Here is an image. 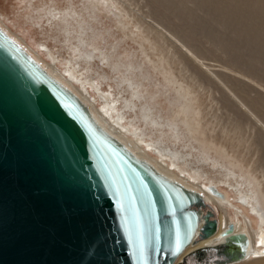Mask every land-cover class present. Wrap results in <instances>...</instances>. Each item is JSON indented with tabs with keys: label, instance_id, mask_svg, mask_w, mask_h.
<instances>
[{
	"label": "water",
	"instance_id": "water-1",
	"mask_svg": "<svg viewBox=\"0 0 264 264\" xmlns=\"http://www.w3.org/2000/svg\"><path fill=\"white\" fill-rule=\"evenodd\" d=\"M202 190L116 136L0 25V264H173L217 229ZM233 229L178 264L246 258L249 238Z\"/></svg>",
	"mask_w": 264,
	"mask_h": 264
},
{
	"label": "rangeland",
	"instance_id": "rangeland-1",
	"mask_svg": "<svg viewBox=\"0 0 264 264\" xmlns=\"http://www.w3.org/2000/svg\"><path fill=\"white\" fill-rule=\"evenodd\" d=\"M258 1L260 0H255L256 3L254 0H106L94 10L95 17L90 19L84 0H0V19L43 59L50 63L54 61L53 64L62 71L65 64L69 65L70 58L77 55L73 36L79 34V25L89 24L91 27L82 36L89 39L91 30L102 33L104 39L94 38L93 42L102 50L109 43L116 44L112 57L127 51L130 58L136 56L132 58L134 61L142 62L144 70L155 81L164 84V80L167 83L174 79L175 87L172 82L166 84L169 94L180 93L195 109L200 104L204 120L214 128L210 133L223 144L227 152H230L233 145V151L239 152L243 164L255 168L259 179L255 183L263 190L264 3ZM65 28L69 29V34ZM43 46L47 47L46 51L42 49ZM75 61L76 64L72 66L74 69H70L74 75L62 73L67 78L71 76L76 79L74 84L83 86L88 91V96L93 95L97 106L102 109L105 104L101 97H105L103 93L109 94L110 101L116 106V113L123 118L121 122L128 121L124 125L129 127L125 129L130 132L135 126L136 131L148 139V147L145 146V149L150 155L161 158L151 149L159 145L178 150L179 165L191 173L207 177V180H201L200 185L206 181L214 182L229 194V200L225 199L218 212L213 207L217 217L218 213L225 217L240 210V204L234 198L235 188L239 187L240 191L247 192L250 186L241 182L239 168L230 169L219 158L216 162H212L213 158L200 160L197 149L186 142L187 137H184L185 140L181 137L184 135L183 129L179 138H174L166 130L151 127L138 118L137 106L143 100L133 99L136 106H129L127 101L131 99L128 87L121 84L119 73L113 71L107 63L96 57ZM155 66L157 68L153 70ZM85 78L98 86L99 95L78 82ZM146 87L149 89L152 85L148 84ZM171 88L175 89L171 91ZM163 114L165 115L164 110ZM128 132L126 134L132 137ZM153 140H157L159 144ZM192 143L196 146L195 142ZM160 154L167 156L165 153ZM210 155L213 156L212 151ZM181 166L176 170L185 174ZM189 178L191 179L190 176ZM246 208L247 211L242 208L244 213L241 212L239 218L246 220L245 215L255 229L264 228V225H256L260 224L258 217L264 207H258L254 213L251 207Z\"/></svg>",
	"mask_w": 264,
	"mask_h": 264
},
{
	"label": "bare ground",
	"instance_id": "bare-ground-1",
	"mask_svg": "<svg viewBox=\"0 0 264 264\" xmlns=\"http://www.w3.org/2000/svg\"><path fill=\"white\" fill-rule=\"evenodd\" d=\"M84 1L86 3V5H84V6H85V9L88 13L87 15L90 16V19L95 17L94 16L95 13L93 14V12H95L94 10H96V8L101 6L102 3L106 2V0H84ZM254 2H255V0H254ZM258 2L264 3V0H260ZM64 20H66V19H64ZM93 21H94V19H93ZM84 23H86V22H84ZM97 23H99V21ZM0 25L4 26L12 36H14L21 43H23L28 48V50L34 55V57L43 63V65L47 68V70H49L53 75H55L57 78H59L65 84H67V86L72 88L81 97H83L87 102H89L90 105L92 106V108L94 109V112L97 115V117L102 122H104L106 124V126L109 128V130H111L116 136H118L121 140H123L126 144H128L131 148H133L137 153H139L140 155H142L145 158L152 161L165 174L172 176V177H175V178L185 182L186 184H188L194 188H198L200 190H202L201 185H200L201 180H203V179L207 180V177H203V176L201 177L200 174H198L196 172L191 173L188 169H186L185 167H183L177 163L179 161L178 159L180 158L178 150L169 149L167 146L159 145L157 147H152L151 149L154 150L158 154V156L161 158H155L152 155H150V153H148V151L145 149V146L148 147V139H145V137H143L141 135V133L137 132L135 129V126H133V128H132V125L129 124L130 127L132 128L130 130V132H128V130L125 129V128L129 127L128 125H124L128 121L126 123L121 122V121H123V118L119 114L116 113V111H115L116 106L112 104V101H110L109 96H108L109 94L103 93L105 96L103 99V103L105 104L104 109H102L101 107H98L97 106L98 103L96 104V100H95V98H93L94 97L93 95L90 94L88 96V91L83 86H80V85L76 86L74 84V81H76V79H73L71 76H68V78H67L62 73V72H67V74H70V75L73 74L74 75V73L72 71H70V69L73 68L72 67V66H74L73 64H76V61H75L76 59H79V60L81 59V60L85 61V60L93 59L96 57L101 62L107 63L108 66L113 71L118 72L119 73L118 77L121 80V84L124 86H127L128 90H129L128 92L130 93L129 97L131 100L127 101L129 106H131V107L136 106V103L134 102L135 99L136 100L137 99L143 100L139 104V106H137V107H139L138 108V118L143 120L149 126L157 128V129L166 130L168 132V134L174 138H179V135L182 134V132L184 131V135L182 134L181 137H183V139H184V137H187L186 142L187 141L190 142L189 144L192 145L195 149H197L196 150L197 156L200 160L206 161V160L213 158L214 161H212V162H216L219 158L222 160V162H223L222 164L228 166V168H230V169L232 168L233 170H235L234 168H237V169L239 168L238 170L241 171V172L239 171L240 172L239 178L242 180L241 182L245 183L248 187L250 186V188L247 190V192H245L246 190L240 191L241 189L239 187L235 188L236 193H235L234 198H235L236 202H238L240 204L239 205L241 207L240 210L236 211V213L232 212L233 213L232 215L225 216V217H223L222 214L219 215V213H218V223H217L216 231L213 234L206 236V237H203L201 239H198L195 242H193L192 244L188 245L186 247V249L176 258V260L174 261L173 264L180 263L186 255H188L189 253H191L193 251L203 249L204 247H207L209 245H215V244L223 241V238L219 237L218 235L231 222L234 225V229H233L234 233L244 231L247 234V236L249 238V242H250V250H249L248 256L246 258L241 259L239 261L230 262V263H223V264H264V257H263L264 253H262L263 245L261 243V240L264 239V228L258 227V229H255V227H253L252 224L249 223V221L245 215H244V217L246 220L239 218L240 213L243 211L242 208H244L246 210L247 209L246 207H251V211L254 213L258 207L261 209H262V206L264 207V197H263L264 196L263 195L264 194L263 193L264 187H263V190H262V187L260 190L259 185H256V183H255L257 180L259 181L258 177L255 174V168L252 169V168H249L248 164H243V161L241 160V155L239 154V152L233 151V148H232L233 145L231 146V150H230L231 153L227 152L226 149L222 146L223 144L214 138L213 134L210 133V132L214 131V128L210 127L209 122L204 120L205 116L203 115V111L201 110L199 103H198L199 104L198 109H195L191 105V103H189L190 101L187 102L185 97L183 95H181L180 93L169 94L168 87L166 84L171 83V82L174 83L173 82L174 79L173 80L171 79L172 81L171 82L169 81L167 83H166V80H164L165 81L164 84L161 83L160 81H155L154 78L151 77L150 73H148L146 70H144L143 65L141 64L142 62L140 63L138 61H134L132 58L135 55L133 56V54H132L133 57L130 58V54L127 51L123 54L119 53L118 56L115 55L116 57H112L115 53V50H116V44L109 43L107 41L109 43V45L107 44L108 47L105 46L106 49L102 50L98 46H96L95 43L93 42L94 38H96V39L100 38L101 40L104 39V37H103L104 35H102V33H98V31L94 32V30H91V33H89V39H88V37L86 39L85 37L82 36V34L86 33L89 30V28L91 27V26L89 27V24L79 25V27H80V30L78 29L79 34L77 36L72 35L73 38H75L76 46H75L74 51L77 53V55H75V56L73 55V58H70L69 61L67 59L69 65L66 66V64H65V68H63V71L60 68L56 67V65L53 64L54 61L52 63H50V62L46 61L45 59H43L38 54V52L36 50H34V48H32L17 33L12 31L4 23V21H2L1 19H0ZM65 31L67 34H69L68 28H65ZM74 31H75V29H74ZM151 38H152V36H151ZM106 40L107 39H105V41ZM114 40H116V39L114 38ZM32 42H34V41H32ZM116 43H118V42H116ZM42 49L46 51L47 47L43 46ZM39 52H40V50H39ZM48 54L50 55L49 51H48ZM143 57H144V55H143ZM77 65H78V63H77ZM156 68L157 67L155 66V68H153V70ZM74 72H75V70H74ZM163 72H165V71H163ZM163 76H165V75H163ZM171 78H173V77H171ZM78 82L82 83L84 85H87V87L90 89V91H94L95 94L97 93L99 95L100 91L97 88L98 86L96 87L94 84H92L93 81L91 82V80H89L88 78H85L83 80H79ZM175 83L173 84L174 87L176 85ZM148 84L152 85V87L149 89L146 87V85H148ZM176 87H178V85ZM172 89H175V88H171V91H172ZM144 92H146V93H144ZM124 99H125V97H124ZM162 99H164L163 102H165V104H163ZM196 101H197V99H196ZM161 104H163V105H161ZM158 105H161V106H159L161 108H159ZM163 110L165 112V115L163 114ZM120 112H121V110H120ZM246 113H248V112H246ZM182 129H183V131H182ZM161 131H159V133ZM127 132L130 133V135H133L134 137L133 136L129 137L126 134ZM206 132H207V134H206ZM144 136H146V135H144ZM163 140H165V139H163ZM153 141L157 142L159 144V142L157 140H153ZM170 142H172V141H170ZM192 142H195L196 146ZM211 151L213 152V156L210 155ZM160 153H165V154H167V156H163ZM179 166H181V169H183L185 171V174L182 171L176 170L177 168H179ZM189 176L191 177V179L189 178ZM261 176L263 177L264 174H262ZM207 183H214V182L206 181L204 183V185H206ZM257 184H260V183L258 182ZM215 185L217 186V188L220 191L223 192L224 199H221V198H219V197H217L211 193L205 192L203 190L202 191L204 193L206 202L209 203L210 205H212L218 212V209L219 208L221 209V207H223V203L225 202V199L229 198V194L223 188L221 189L218 184H215ZM236 197L240 198L239 201L237 200ZM248 210H249V208H248ZM262 210L263 211H261L260 214L258 213L259 214V217H258L259 221L258 222L260 224L256 223L257 226L264 225V208ZM243 213L244 212H242V214ZM220 218H221V220H220ZM253 219H254V217H253Z\"/></svg>",
	"mask_w": 264,
	"mask_h": 264
}]
</instances>
